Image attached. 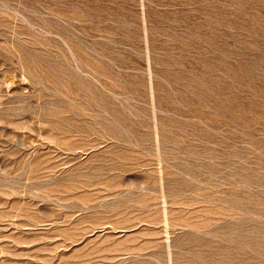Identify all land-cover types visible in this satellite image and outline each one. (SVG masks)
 Here are the masks:
<instances>
[{"label": "rangeland", "instance_id": "374dc122", "mask_svg": "<svg viewBox=\"0 0 264 264\" xmlns=\"http://www.w3.org/2000/svg\"><path fill=\"white\" fill-rule=\"evenodd\" d=\"M0 264H264V0H0Z\"/></svg>", "mask_w": 264, "mask_h": 264}]
</instances>
